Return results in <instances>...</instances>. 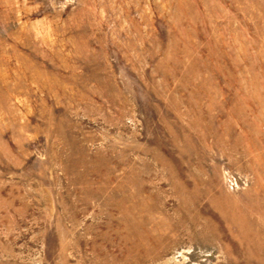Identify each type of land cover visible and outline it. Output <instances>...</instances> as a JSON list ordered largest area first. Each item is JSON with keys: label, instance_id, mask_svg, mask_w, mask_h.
I'll list each match as a JSON object with an SVG mask.
<instances>
[{"label": "rangeland", "instance_id": "obj_1", "mask_svg": "<svg viewBox=\"0 0 264 264\" xmlns=\"http://www.w3.org/2000/svg\"><path fill=\"white\" fill-rule=\"evenodd\" d=\"M0 264H264V0H0Z\"/></svg>", "mask_w": 264, "mask_h": 264}]
</instances>
